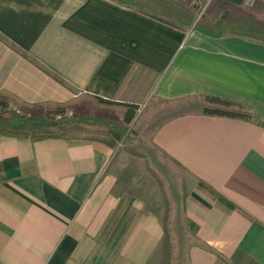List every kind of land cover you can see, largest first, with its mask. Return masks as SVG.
Segmentation results:
<instances>
[{
    "label": "crops",
    "instance_id": "1",
    "mask_svg": "<svg viewBox=\"0 0 264 264\" xmlns=\"http://www.w3.org/2000/svg\"><path fill=\"white\" fill-rule=\"evenodd\" d=\"M0 33L9 103L212 94L264 106V43L182 30L114 0H0ZM133 64L146 80L117 90ZM153 144L192 180L189 264H264V120L184 115ZM114 156L96 140L1 136L0 264H151L163 225L114 194Z\"/></svg>",
    "mask_w": 264,
    "mask_h": 264
},
{
    "label": "trees",
    "instance_id": "2",
    "mask_svg": "<svg viewBox=\"0 0 264 264\" xmlns=\"http://www.w3.org/2000/svg\"><path fill=\"white\" fill-rule=\"evenodd\" d=\"M114 1L182 30H198L217 37L236 35L264 43V0ZM0 38L6 40L1 33ZM136 67L134 64L130 66L117 90L124 83L139 85L146 80L145 74L137 71ZM48 72L64 82L55 73ZM8 98L7 93H0V137L28 138L33 142L50 138L96 140L114 149L118 142H129L132 138L129 124L139 106L114 96L104 98L91 93H80L64 102H19L18 108H11ZM160 100L164 106L152 125V142L165 123L184 115L249 120L253 117L250 104L212 94ZM68 109L70 113H67ZM161 223L164 234L154 259L160 257L159 264H169L171 238L166 224L162 220Z\"/></svg>",
    "mask_w": 264,
    "mask_h": 264
},
{
    "label": "rangeland",
    "instance_id": "3",
    "mask_svg": "<svg viewBox=\"0 0 264 264\" xmlns=\"http://www.w3.org/2000/svg\"><path fill=\"white\" fill-rule=\"evenodd\" d=\"M9 106L18 108L20 104L10 100ZM163 106L160 99H145L138 106L129 124L132 138L118 142L115 148L111 165L117 177L114 194L136 197L148 212L157 215L171 238L169 264H189L187 250L195 239L186 227L184 198L192 180L151 140L152 125ZM253 106V116L264 120V106ZM159 262L157 257L151 264Z\"/></svg>",
    "mask_w": 264,
    "mask_h": 264
}]
</instances>
